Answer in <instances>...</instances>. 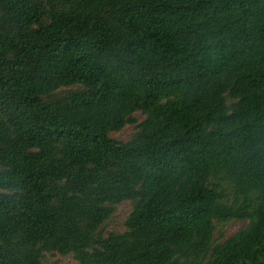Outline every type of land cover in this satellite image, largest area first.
<instances>
[{
	"label": "trees",
	"instance_id": "1",
	"mask_svg": "<svg viewBox=\"0 0 264 264\" xmlns=\"http://www.w3.org/2000/svg\"><path fill=\"white\" fill-rule=\"evenodd\" d=\"M48 255L264 264V0H0V264Z\"/></svg>",
	"mask_w": 264,
	"mask_h": 264
},
{
	"label": "rangeland",
	"instance_id": "2",
	"mask_svg": "<svg viewBox=\"0 0 264 264\" xmlns=\"http://www.w3.org/2000/svg\"><path fill=\"white\" fill-rule=\"evenodd\" d=\"M139 121H142L144 118L139 114L136 116ZM136 130L133 126H128L124 131L119 134L112 135V137L120 143H128L131 138L134 136ZM132 207L129 203L123 204L118 208V213L115 219L107 224L104 229L105 235H108L113 232L123 233L125 231V222L129 215L131 214ZM247 227V223L234 222L230 225H227L224 228H221L225 239L233 237L240 230ZM46 264H79L72 256L63 257L60 255H48Z\"/></svg>",
	"mask_w": 264,
	"mask_h": 264
}]
</instances>
